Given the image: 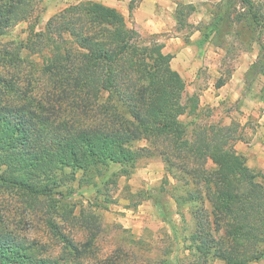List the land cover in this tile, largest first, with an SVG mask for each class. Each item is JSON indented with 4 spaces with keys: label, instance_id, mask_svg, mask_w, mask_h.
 <instances>
[{
    "label": "trees",
    "instance_id": "16d2710c",
    "mask_svg": "<svg viewBox=\"0 0 264 264\" xmlns=\"http://www.w3.org/2000/svg\"><path fill=\"white\" fill-rule=\"evenodd\" d=\"M239 1L262 31L264 55V0ZM37 3L0 0V35L20 21L36 19ZM10 43L0 46L5 67L0 72V185L18 189L33 202L48 201L56 210L61 200L54 194L65 197L59 187L78 172L85 176L116 164L128 173L137 160L156 151L180 183L176 202L196 205L187 238L194 263L264 259V173L234 148L233 128L180 119L198 118L199 100L185 95V81L162 43L146 41L117 8L95 0L64 7L41 30L31 22L26 38ZM22 51L39 55L37 70L54 100L70 98L73 108H44L41 98L19 85L14 74L24 60ZM26 82L31 83L29 76ZM141 140L147 144L138 145ZM75 217L90 230L86 243L91 244L95 215ZM60 237L78 251L71 239ZM0 264L91 263L44 256L34 241L0 227Z\"/></svg>",
    "mask_w": 264,
    "mask_h": 264
},
{
    "label": "rangeland",
    "instance_id": "374dc122",
    "mask_svg": "<svg viewBox=\"0 0 264 264\" xmlns=\"http://www.w3.org/2000/svg\"><path fill=\"white\" fill-rule=\"evenodd\" d=\"M79 1L38 0L36 19L9 27L0 35V46L24 40L31 22L35 30H41L48 18ZM200 5L178 2L175 9L178 26L182 27L181 40L192 47L182 56V44H169L168 52L173 57L170 64L185 81V95L195 94L199 100V117L183 115L180 119L229 126L235 130L234 148L239 140L252 146L253 133L259 126L256 113L264 100L262 31L251 23L239 0H206ZM141 36L163 44L161 37ZM21 56L24 60L14 74L20 86L41 98L44 108L58 106L60 112L75 106L70 98L55 101L49 82L37 70L41 65L37 53L22 51ZM0 72H5L1 63ZM28 76L30 84L26 82ZM137 144L147 143L141 140ZM130 169L124 173L120 166L111 164L85 176L78 172L74 180L59 187L65 197L54 194L61 200L56 210L47 206L48 201L33 202L18 189L0 185V227L34 241L40 254L61 261L164 264L169 260L172 264H195L187 247L188 234L195 225V203L176 202L180 183L166 172L163 158L156 151L137 160ZM86 213L95 215L97 222L91 244L86 243L90 230L83 225L82 217H75ZM59 232L78 246L77 252L65 245ZM252 264H264V259Z\"/></svg>",
    "mask_w": 264,
    "mask_h": 264
},
{
    "label": "crops",
    "instance_id": "0c3cea01",
    "mask_svg": "<svg viewBox=\"0 0 264 264\" xmlns=\"http://www.w3.org/2000/svg\"><path fill=\"white\" fill-rule=\"evenodd\" d=\"M113 6L127 18L128 24L142 35H155L161 37L163 50L170 51L169 44L174 46L182 44L179 53L186 54L192 47L184 43L179 34L182 30L177 22L175 9L178 2L199 4L206 0H96ZM132 4L131 10L129 4ZM200 18V16H199ZM196 23V22H195ZM195 32H198L197 29ZM195 35V33H194ZM192 37V36H190ZM173 58V57H172ZM233 80V79H232ZM219 90V88H218ZM225 90V88H224ZM221 92V90H220ZM223 92V90H222ZM261 109L257 111L259 126L253 133L252 146H246L238 141L235 148L246 156L248 165L260 169L264 173V100H261Z\"/></svg>",
    "mask_w": 264,
    "mask_h": 264
}]
</instances>
